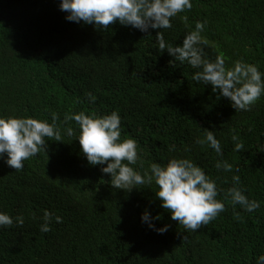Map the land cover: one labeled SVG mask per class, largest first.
I'll return each instance as SVG.
<instances>
[{
    "label": "trees",
    "instance_id": "1",
    "mask_svg": "<svg viewBox=\"0 0 264 264\" xmlns=\"http://www.w3.org/2000/svg\"><path fill=\"white\" fill-rule=\"evenodd\" d=\"M59 2L0 0V116L51 123L57 113L62 135L20 170L0 160V211L25 218L22 226L0 228V264H256L264 253V95L251 110L236 112L211 85L192 79L196 69L169 63L157 29L145 33L119 22L97 29L67 20ZM192 4L162 30L168 43L181 44L197 21H206L209 58L223 55L228 66L242 59L264 73V0ZM81 111L119 112L121 139L137 141L140 160L132 166L142 174L152 162L190 158L224 191L239 175V187L260 206L246 212L224 201L226 210L209 224L185 230L161 207L155 184L114 189L100 170L106 165L87 162L67 134L69 127L79 134L77 122L64 121ZM205 129L220 140L222 155L196 143ZM238 142L243 150H235ZM223 160L233 171L216 168ZM45 210L53 212L49 232L40 230ZM145 210L160 214L153 223L168 230L161 234L142 222Z\"/></svg>",
    "mask_w": 264,
    "mask_h": 264
},
{
    "label": "clouds",
    "instance_id": "2",
    "mask_svg": "<svg viewBox=\"0 0 264 264\" xmlns=\"http://www.w3.org/2000/svg\"><path fill=\"white\" fill-rule=\"evenodd\" d=\"M58 7L67 13V20L93 24L97 29H107L116 22L145 33L149 29H157L159 51L166 50L173 57L169 63L173 67L177 63L188 64L196 69L192 79L203 85H211L214 93L230 100L236 112L251 110V106L264 95V73L257 65L241 59L228 66L223 55H217L214 60L207 56L205 47L209 41L202 35L206 21H197L181 44L174 46L164 39L162 30L172 28V18L186 9L190 10L192 0H60ZM181 19L187 21V16ZM87 95L91 101L96 99L91 93ZM59 119L57 113L51 114V123L31 116H0V160L15 170L22 169L27 159L36 156L42 149L46 150L47 141H62L57 125ZM68 120L77 122L79 134L71 127L67 128V134L79 141L80 152L90 165H106L100 170L110 174L109 183L114 189L131 191L139 185L155 184V196L160 200L161 207L185 230L197 231L209 224L226 210L224 201H229L234 209L240 205L246 212H253L260 206L239 187V175H233V186L224 191L190 158L174 156L165 164L152 162L150 170L143 174L134 169L132 165L140 160L137 141L134 138L121 139L122 118L118 111L103 115H88L81 111L65 115L64 121ZM196 143L207 144L216 153L223 154L221 142L213 130L205 129L204 137L198 138ZM243 149L242 142L235 144L236 151ZM169 150L175 151V145H171ZM215 166L225 171H233L234 168L227 160L217 161ZM222 191L224 199H217ZM236 215L239 216V212ZM42 219L44 222L40 230L51 231L53 212L45 210ZM159 219L160 214L153 217L148 210L141 215L142 222L162 234L169 225L157 228L153 220ZM55 221L62 222V217L55 216ZM24 223L23 215L13 217L0 211V228L14 224L22 226ZM255 259L256 264H264V253Z\"/></svg>",
    "mask_w": 264,
    "mask_h": 264
}]
</instances>
